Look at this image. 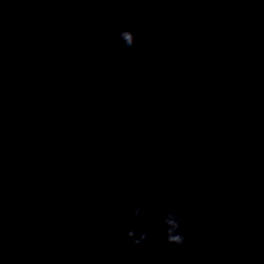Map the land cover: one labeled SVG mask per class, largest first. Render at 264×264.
Here are the masks:
<instances>
[{
  "label": "clouds",
  "instance_id": "clouds-1",
  "mask_svg": "<svg viewBox=\"0 0 264 264\" xmlns=\"http://www.w3.org/2000/svg\"><path fill=\"white\" fill-rule=\"evenodd\" d=\"M220 3L221 0H216ZM117 37L122 45V50L131 49L135 45L136 35L130 29H122L118 31ZM61 144L69 143L67 137L60 138ZM55 165V158H50L45 161V167L52 168ZM185 202L181 200L179 204L172 208H161L158 210L160 223L164 226V239L169 245L181 247L186 244V236L184 235L183 226L186 224L185 217L181 215V210L185 208ZM141 207L135 205L131 209V217L133 227L126 232L127 238L131 241L133 246L144 248L148 252L157 251L156 245L150 243L149 234L153 231L155 225L141 223Z\"/></svg>",
  "mask_w": 264,
  "mask_h": 264
}]
</instances>
